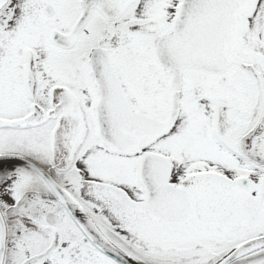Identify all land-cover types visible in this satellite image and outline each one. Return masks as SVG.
<instances>
[{"label": "snow or ice", "instance_id": "1", "mask_svg": "<svg viewBox=\"0 0 264 264\" xmlns=\"http://www.w3.org/2000/svg\"><path fill=\"white\" fill-rule=\"evenodd\" d=\"M0 264H264V0H0Z\"/></svg>", "mask_w": 264, "mask_h": 264}]
</instances>
